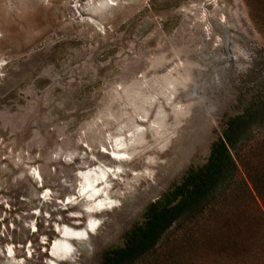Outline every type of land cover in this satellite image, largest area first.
<instances>
[{"label": "rangeland", "instance_id": "obj_1", "mask_svg": "<svg viewBox=\"0 0 264 264\" xmlns=\"http://www.w3.org/2000/svg\"><path fill=\"white\" fill-rule=\"evenodd\" d=\"M247 109L264 112V0H0V264H100ZM249 132L264 206V123ZM115 167L95 211L81 174ZM254 209L234 188L135 264H264ZM63 225L86 240L58 260Z\"/></svg>", "mask_w": 264, "mask_h": 264}, {"label": "trees", "instance_id": "obj_2", "mask_svg": "<svg viewBox=\"0 0 264 264\" xmlns=\"http://www.w3.org/2000/svg\"><path fill=\"white\" fill-rule=\"evenodd\" d=\"M263 123L264 112L261 110L247 109L241 115L227 118L221 136L210 146L206 163L190 168L162 199L149 204L142 221L124 233L123 245L105 251L100 264H135L155 247L173 224L202 218L234 188H239L254 205L259 225L264 228V206L244 162L249 130Z\"/></svg>", "mask_w": 264, "mask_h": 264}, {"label": "bare ground", "instance_id": "obj_3", "mask_svg": "<svg viewBox=\"0 0 264 264\" xmlns=\"http://www.w3.org/2000/svg\"><path fill=\"white\" fill-rule=\"evenodd\" d=\"M109 156L112 160L118 163H123L127 159V156L121 152L119 153L113 151ZM115 172L120 173V167H115L114 170L112 169V171L111 168L104 169V171H102L100 174L97 175L96 178L93 179L88 178L87 173L81 174V182L79 184V195L89 202L88 206L90 208H93L95 209V211L100 212L111 207V201L109 200V198L103 195V193L99 194L98 189H96V187H98L99 184L102 185L104 183H107L106 177L108 173H112L111 176L113 177V179H115ZM88 227L92 228V223H90ZM86 229L89 231L88 228ZM84 232L85 231L82 229L75 230L66 225H63L61 229L59 228L60 238L55 240L52 244V256L58 260H64L65 258H67V256L71 253L72 250L71 241H75L79 238L83 239Z\"/></svg>", "mask_w": 264, "mask_h": 264}, {"label": "flooded vegetation", "instance_id": "obj_4", "mask_svg": "<svg viewBox=\"0 0 264 264\" xmlns=\"http://www.w3.org/2000/svg\"><path fill=\"white\" fill-rule=\"evenodd\" d=\"M89 233H91V232H89ZM83 240H86L85 238H83ZM75 241H77L78 242V239H76Z\"/></svg>", "mask_w": 264, "mask_h": 264}]
</instances>
